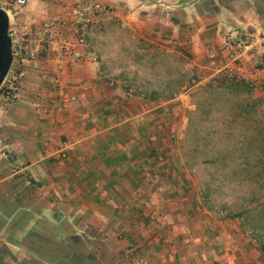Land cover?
Listing matches in <instances>:
<instances>
[{
    "label": "crops",
    "instance_id": "1",
    "mask_svg": "<svg viewBox=\"0 0 264 264\" xmlns=\"http://www.w3.org/2000/svg\"><path fill=\"white\" fill-rule=\"evenodd\" d=\"M86 1L108 7L95 40L83 31L84 45L74 46L96 62L69 63L57 45L45 48L23 62L18 96L0 115V264H243L205 207L169 201L175 188L153 183L164 174L151 153L152 107L119 88V44L108 56L100 34L114 17L150 54L171 52L174 76L185 68L200 84L221 75L225 35L264 32V0H53L51 16ZM72 23L64 33L73 42ZM35 37L26 44L40 48ZM230 76L264 99V62L248 60Z\"/></svg>",
    "mask_w": 264,
    "mask_h": 264
},
{
    "label": "rangeland",
    "instance_id": "2",
    "mask_svg": "<svg viewBox=\"0 0 264 264\" xmlns=\"http://www.w3.org/2000/svg\"><path fill=\"white\" fill-rule=\"evenodd\" d=\"M52 7L53 0H32L19 8L0 0L10 32L24 44L53 18ZM120 24L105 17L100 40L108 56L110 45L119 44L112 66L124 74L116 76L119 88H134L135 100L152 107L151 153L160 156L159 174H164L152 177L153 183L175 188L167 193L169 201L192 200L205 207L221 243L241 251L243 264H264V99L254 95L253 85L223 71L200 84L185 68L182 76H174L179 70L171 52L154 49L150 54L148 41L132 37ZM70 25L67 35L73 36L77 26ZM93 27L84 30L92 42L97 36Z\"/></svg>",
    "mask_w": 264,
    "mask_h": 264
},
{
    "label": "built area",
    "instance_id": "3",
    "mask_svg": "<svg viewBox=\"0 0 264 264\" xmlns=\"http://www.w3.org/2000/svg\"><path fill=\"white\" fill-rule=\"evenodd\" d=\"M15 7H24L31 0H4ZM108 12V7L98 1L90 3L74 2L63 16L56 15L43 24L42 31L36 38L42 46H58L60 57L69 63L78 61L96 62V57L91 54L78 53L74 46L84 45L83 31L85 28L95 26L99 23L100 16ZM75 22L77 29L73 42L63 36V30L67 29L65 21ZM74 24V23H73ZM10 20L8 18L7 33L10 37L11 63L9 69L0 84V114L16 100L22 86L24 61H30L41 54L40 48H33L24 44L19 35L13 36L10 32ZM261 47V49H259ZM219 54L222 58L220 71L228 76L234 73L236 67L242 66L246 61L253 65L264 62V32L254 33L247 30L234 31L224 36L219 47Z\"/></svg>",
    "mask_w": 264,
    "mask_h": 264
},
{
    "label": "water",
    "instance_id": "4",
    "mask_svg": "<svg viewBox=\"0 0 264 264\" xmlns=\"http://www.w3.org/2000/svg\"><path fill=\"white\" fill-rule=\"evenodd\" d=\"M8 29V16L6 12L0 8V84L6 75L12 55L10 37L7 33Z\"/></svg>",
    "mask_w": 264,
    "mask_h": 264
}]
</instances>
